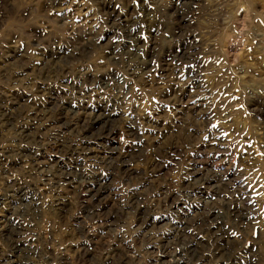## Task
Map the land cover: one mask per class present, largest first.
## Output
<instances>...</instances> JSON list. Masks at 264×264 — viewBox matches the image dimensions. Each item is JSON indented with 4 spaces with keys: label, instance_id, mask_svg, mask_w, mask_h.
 I'll list each match as a JSON object with an SVG mask.
<instances>
[{
    "label": "rangeland",
    "instance_id": "374dc122",
    "mask_svg": "<svg viewBox=\"0 0 264 264\" xmlns=\"http://www.w3.org/2000/svg\"><path fill=\"white\" fill-rule=\"evenodd\" d=\"M0 231V264H264V0H0Z\"/></svg>",
    "mask_w": 264,
    "mask_h": 264
},
{
    "label": "bare ground",
    "instance_id": "6f19581e",
    "mask_svg": "<svg viewBox=\"0 0 264 264\" xmlns=\"http://www.w3.org/2000/svg\"><path fill=\"white\" fill-rule=\"evenodd\" d=\"M177 3H178V1H177ZM192 3V2H191ZM182 5H183V3H182ZM173 6V5H172ZM180 6V5H179ZM191 6V5H190ZM190 8V7H189ZM170 12V11H169ZM181 12V11H180ZM172 14V13H171ZM175 14V13H174ZM255 15V14H254ZM256 16V15H255ZM166 17V16H165ZM173 19V18H172ZM182 19V18H181ZM112 20H114V19H112ZM181 35V34H180ZM127 39V38H126ZM136 40H138V39H136ZM136 40H135V42H136ZM136 44V43H135ZM138 47V46H137ZM141 47V46H140ZM139 47V49L141 50V48ZM138 49V48H137ZM114 51V50H113ZM125 51V50H124ZM133 51V50H132ZM128 52V51H127ZM126 52V53H127ZM129 53V52H128ZM153 53V52H152ZM125 54V53H124ZM151 58V57H150ZM148 64V63H147ZM152 66V65H151ZM149 68V67H148ZM131 70H133V69H131ZM132 72V71H131ZM84 80V79H83ZM61 109V108H60ZM6 110V109H5ZM53 114V113H52ZM99 114V113H98ZM107 114V113H106ZM57 116V115H56ZM55 116V117H56ZM89 116V115H88ZM103 116V115H102ZM90 117V116H89ZM105 118V117H104ZM7 119V118H6ZM99 119H102L101 117H99ZM97 120V119H96ZM109 120V119H108ZM5 122V121H4ZM83 122V121H82ZM14 123V122H13ZM84 123H86V122H84ZM88 123V122H87ZM94 123V122H93ZM72 130V129H71ZM63 143V142H62ZM88 144V143H87ZM80 148V147H79ZM20 150V149H19ZM23 155V154H22ZM30 156V155H29ZM28 157V156H27ZM103 158V157H102ZM122 160V159H121ZM33 164V163H32ZM74 165V164H73ZM7 166V165H6ZM75 167V166H74ZM124 168V167H123ZM62 171V170H61ZM127 171V170H126ZM70 172V171H69ZM69 172H67L68 174H69ZM193 172H195V171H193ZM67 173H66V176H67ZM61 174H63V173H61ZM65 174V173H64ZM74 175V174H73ZM77 175V174H76ZM81 175V174H80ZM200 175V174H199ZM63 176V175H62ZM79 176V175H78ZM122 176V175H121ZM75 177V176H74ZM69 180V179H68ZM72 180V179H71ZM79 180V179H78ZM77 180V181H78ZM70 181V180H69ZM75 181V180H74ZM65 183V182H64ZM202 183V182H201ZM102 184V183H101ZM95 185V184H94ZM188 185V184H187ZM83 187V186H82ZM101 188H102V186H101ZM90 189V188H89ZM85 190V189H84ZM86 190H88V189H86ZM85 190V191H86ZM104 190H105V188H104ZM162 190V189H161ZM87 192V191H86ZM239 192V191H238ZM96 193V194H95ZM104 192H103V190H100L99 189V186H98V188H97V191L95 190V192H91V198L93 199V198H95V197H101V196H103L102 194H103ZM169 194V193H168ZM89 196H90V194H89ZM168 197V196H167ZM91 198H90V200H91ZM175 198V197H174ZM103 199V198H102ZM100 200V199H99ZM175 200V199H174ZM244 200V199H243ZM245 202V201H244ZM228 207V206H227ZM235 209V208H234ZM238 209H241V208H238ZM219 210V209H218ZM88 211H89V207H88ZM215 211V210H214ZM233 211V213L235 214L234 216L236 217L240 212H241V210H239V211H237V210H232ZM32 212V211H31ZM107 212V211H106ZM217 212V211H216ZM215 212V213H216ZM220 213V212H219ZM231 214H232V212H230ZM242 215V214H241ZM247 215V214H246ZM98 216V215H97ZM215 216V215H214ZM221 216V215H220ZM220 216H218V217H220ZM107 217H108V215H107ZM244 217H245V215H244ZM203 218V217H202ZM237 218V217H236ZM240 218V217H239ZM243 218V217H242ZM209 219H210V217H209ZM215 219H216V217H215ZM237 220V219H236ZM243 220V219H242ZM200 221H202V220H200ZM205 221V220H204ZM111 223V222H110ZM141 224V223H140ZM201 224V223H200ZM207 224V223H206ZM107 225V224H106ZM147 225V224H146ZM106 228H107V226H105ZM184 227V226H183ZM9 228V227H8ZM12 228V227H11ZM23 228V227H22ZM100 229V228H99ZM7 230V229H6ZM177 230H178V228H177ZM176 230V231H177ZM218 230V229H217ZM1 232V231H0ZM87 232V231H86ZM94 232V231H93ZM97 232V231H96ZM217 232V231H216ZM9 233V232H8ZM177 233V232H176ZM181 233V232H180ZM95 234V233H94ZM97 234V233H96ZM99 235V234H98ZM7 236V235H6ZM91 236V235H90ZM155 236V235H154ZM8 237V240L9 239H12L13 237H12V235H9V236H7ZM101 239V238H100ZM98 240H99V238H98ZM17 241H19V240H17ZM91 241V240H90ZM96 241L97 240H95L94 241V243H96ZM100 241V240H99ZM190 242V241H189ZM188 242V243H189ZM100 243V242H99ZM7 245V244H6ZM99 245V244H98ZM80 246V245H79ZM116 246V245H115ZM119 246H121V245H119ZM119 246H117V247H119ZM93 247V246H92ZM110 247V246H109ZM219 247V246H218ZM221 247V246H220ZM81 248V247H80ZM91 248V247H90ZM96 248V247H95ZM104 248V247H103ZM151 248V247H150ZM190 248H192V247H190ZM122 249V248H121ZM118 250H120V249H118ZM118 250H117V252H118ZM148 250V249H147ZM146 250V251H147ZM92 251V250H91ZM97 251V250H96ZM231 251V250H230ZM79 252V251H78ZM82 252V251H81ZM106 252V251H105ZM219 252V251H218ZM97 253V252H96ZM113 253H116L115 251L113 252ZM118 253H122L121 251H119ZM117 253V254H118ZM155 253V252H154ZM216 253V252H215ZM109 254V253H108ZM106 255H107V253H106ZM111 255V254H110ZM109 255V256H110ZM221 254H219V256H220ZM223 255H224V252H223ZM116 256V255H115ZM124 256V255H123ZM87 257V256H86ZM121 257V256H120ZM222 257V256H221ZM20 258V257H19ZM178 258V257H177ZM79 259V258H78ZM119 259H121V258H119ZM50 260V259H49ZM124 260V259H123ZM81 261H82V259H81ZM121 261V260H120ZM119 261V262H120ZM83 263H84V261H82ZM104 262V261H103ZM126 262V261H125ZM90 263V262H89ZM118 263V261H116V264ZM127 263V262H126ZM108 264V263H107ZM112 264V263H111ZM118 264H121V262L120 263H118ZM124 264V263H123Z\"/></svg>",
    "mask_w": 264,
    "mask_h": 264
},
{
    "label": "snow or ice",
    "instance_id": "6c2138e0",
    "mask_svg": "<svg viewBox=\"0 0 264 264\" xmlns=\"http://www.w3.org/2000/svg\"><path fill=\"white\" fill-rule=\"evenodd\" d=\"M233 235H235V233H233Z\"/></svg>",
    "mask_w": 264,
    "mask_h": 264
}]
</instances>
